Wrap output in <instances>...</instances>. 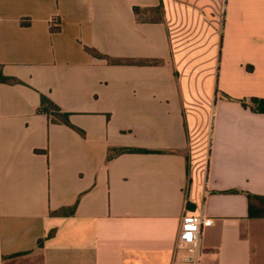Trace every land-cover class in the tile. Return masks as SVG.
I'll return each mask as SVG.
<instances>
[{
  "label": "crops",
  "instance_id": "obj_1",
  "mask_svg": "<svg viewBox=\"0 0 264 264\" xmlns=\"http://www.w3.org/2000/svg\"><path fill=\"white\" fill-rule=\"evenodd\" d=\"M249 195L264 0H0V264H187L186 212L199 264H264Z\"/></svg>",
  "mask_w": 264,
  "mask_h": 264
},
{
  "label": "built area",
  "instance_id": "obj_2",
  "mask_svg": "<svg viewBox=\"0 0 264 264\" xmlns=\"http://www.w3.org/2000/svg\"><path fill=\"white\" fill-rule=\"evenodd\" d=\"M212 225V220L201 215L186 212L182 218L178 235V249L184 251V262L199 264L201 236L204 228Z\"/></svg>",
  "mask_w": 264,
  "mask_h": 264
},
{
  "label": "trees",
  "instance_id": "obj_3",
  "mask_svg": "<svg viewBox=\"0 0 264 264\" xmlns=\"http://www.w3.org/2000/svg\"><path fill=\"white\" fill-rule=\"evenodd\" d=\"M136 13H138V9H135ZM133 61H124V63H132ZM138 64H148L149 62H145V61H138L136 62ZM8 82H16L15 80H7ZM254 104H257V106L254 108L255 110L261 111V107L258 105V103H256L257 101L253 100ZM244 106H246L244 104ZM38 111L40 113L46 114L51 122L54 123H61V124H65L67 126H70L72 128H74L70 121H69V114L64 113L53 101H51L48 97L46 96H42L41 97V105L38 109ZM138 150H133V149H122L120 151H118V153L120 152H137ZM257 200L258 203L260 205L264 206V197H259V196H253V195H249V202L250 205L253 203V201ZM54 232H51L49 234V236H52ZM42 240L39 241V243H41Z\"/></svg>",
  "mask_w": 264,
  "mask_h": 264
}]
</instances>
